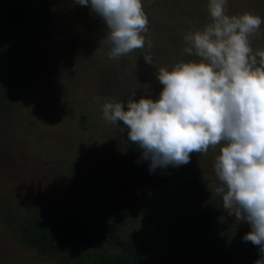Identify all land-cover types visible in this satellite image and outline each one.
Here are the masks:
<instances>
[{"label": "rangeland", "instance_id": "rangeland-1", "mask_svg": "<svg viewBox=\"0 0 264 264\" xmlns=\"http://www.w3.org/2000/svg\"><path fill=\"white\" fill-rule=\"evenodd\" d=\"M207 4L208 0H154L144 9L151 49L146 43L144 48L110 60V45L104 42L107 30L90 8L74 5L72 0H50L52 36L36 46V71L22 79L15 107L0 114V200L8 199L17 212L26 207L25 211L43 216L72 211L84 232L93 225H105L107 214L99 210L100 188L110 186L118 191L126 186V179L131 180L125 173H106L108 164L123 156L121 146L127 141V129L121 130L122 122L113 125L103 119V104L125 102L133 93L136 100L142 95L156 99L163 87L155 75L159 68L171 70L181 60H197L182 52L183 38L211 22L196 19L203 10L209 16ZM187 10L197 13L188 16L184 13ZM244 12L264 20V0H228L226 14ZM167 21L173 24L161 32L158 22ZM250 42L253 52L264 50V23ZM1 46L0 40V57ZM145 55L153 56L152 65L144 62ZM2 64L0 61V67ZM15 73L20 76L17 69ZM218 154L219 147L210 148L206 154H190L187 165H170L153 172L149 162L142 160L144 173H139L138 182L131 181V189L145 193L132 197L125 218L153 257L164 258L167 264L255 261L252 249L257 247L242 240L250 231L249 225L229 216L214 191L218 181L213 164ZM196 177L208 186L211 198H220L224 213V253L218 258L208 251L202 262L185 258L184 248L196 237L174 227L182 211L201 203L187 189L190 179ZM0 264L59 263L20 245L0 221Z\"/></svg>", "mask_w": 264, "mask_h": 264}, {"label": "clouds", "instance_id": "clouds-1", "mask_svg": "<svg viewBox=\"0 0 264 264\" xmlns=\"http://www.w3.org/2000/svg\"><path fill=\"white\" fill-rule=\"evenodd\" d=\"M72 2L103 22L108 59L146 43L151 49L144 9L154 0ZM227 5L228 0H208L211 22L183 38L182 52L198 59L159 68L155 75L163 87L156 99L136 100L133 93L125 102L106 101L102 112L105 121L122 122L150 172L187 165L190 154L219 147L214 191L229 216L249 225L242 240L257 247L254 264H264V50L253 52L250 42L264 20L251 12L230 16ZM143 59L152 65L151 55Z\"/></svg>", "mask_w": 264, "mask_h": 264}, {"label": "trees", "instance_id": "trees-1", "mask_svg": "<svg viewBox=\"0 0 264 264\" xmlns=\"http://www.w3.org/2000/svg\"><path fill=\"white\" fill-rule=\"evenodd\" d=\"M49 3L50 0H0V61L3 63L0 67V114L15 107L22 79L25 77L26 80L36 71V46L52 36L54 17ZM167 4L170 5L169 2ZM184 13L193 16L197 11L190 14V10H187ZM206 18L211 21L204 10L196 17L199 20ZM158 23L161 32L173 24L170 21ZM16 69L20 75L18 77ZM121 148L123 156L110 162L106 173H125V177L138 182L139 173H144L141 151L128 139L122 141ZM126 181V186L118 191L110 186L100 188L103 204L99 202V210L107 214L106 223L93 225L85 232L79 229L72 211L43 216L41 212L31 213L23 207L21 212H17L16 206L10 204L8 199L0 200V221L20 245L59 264H167L166 259L153 257L149 253L147 243L133 234L132 224L125 218L129 211L128 202L134 195L144 192H134L136 187L131 189L133 182ZM187 189L201 203L187 207L174 224L176 231L181 230L196 237V241L184 248L185 258L202 262L208 251L221 258L225 232L221 221L224 213L219 206L220 198L218 201L211 198L208 186L198 177L190 179ZM110 202L113 204L111 207L104 205ZM252 250L253 258L258 259V250Z\"/></svg>", "mask_w": 264, "mask_h": 264}]
</instances>
